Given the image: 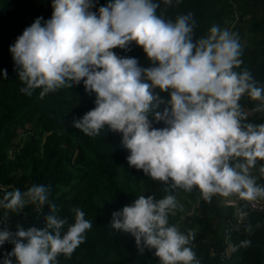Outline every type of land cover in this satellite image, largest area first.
Instances as JSON below:
<instances>
[{
	"label": "clouds",
	"instance_id": "obj_1",
	"mask_svg": "<svg viewBox=\"0 0 264 264\" xmlns=\"http://www.w3.org/2000/svg\"><path fill=\"white\" fill-rule=\"evenodd\" d=\"M97 3L52 0V17H38L24 29L10 47L25 85L21 91L31 96L42 89L43 99L83 81L86 92L95 93V107L74 118L73 126L90 137L106 128L122 134L129 166L172 189L198 188L209 202L217 194L264 198V186L251 174L258 159L264 160V124L246 123L248 114L239 103L246 94L261 102L253 111L264 112V88L256 86L247 69L235 70L243 63L238 34L213 25L210 35L194 40L190 13L173 22L157 14L154 0H109L93 11ZM133 42L146 53L149 67L113 51H130ZM3 77H8L6 69ZM162 104L163 111H157ZM154 121L166 126L154 127ZM259 172L264 175V166ZM49 195L48 186L33 184L24 192L8 191L0 200V208L7 210L0 225L7 223L9 212L21 213L30 205L48 204L52 213L43 229L18 225L13 233L0 227V247L14 245L3 264H13L12 257L18 264H58V256L71 258L85 242L92 223L84 211L75 208V222L69 225ZM177 209L183 206L174 195L159 200L141 195L112 213L110 227L131 234L140 254L154 250L159 264H200L188 246L195 233L169 226V214Z\"/></svg>",
	"mask_w": 264,
	"mask_h": 264
},
{
	"label": "trees",
	"instance_id": "obj_2",
	"mask_svg": "<svg viewBox=\"0 0 264 264\" xmlns=\"http://www.w3.org/2000/svg\"><path fill=\"white\" fill-rule=\"evenodd\" d=\"M108 2L98 0L92 10L98 11ZM154 2L159 4L157 14L165 20L175 22L178 16L190 13L195 21L194 40L207 37L213 25L221 28L225 21L236 29L258 34L255 50L251 55L242 54L243 63L235 70L247 69L256 86L264 88V0H172L171 5L164 0ZM52 13V0H0V200L8 191L24 192L33 184H43L50 188L49 200L57 205V214L67 218L69 225L75 222V208L84 211L92 228L71 258L58 256V264H159L154 250L145 249L140 254L131 234L117 232L110 225L112 213L131 205L139 196L159 200L169 194L180 195L177 201L183 206L182 211L169 214V226L178 227L185 235L190 230L195 233L188 246L200 264H264V198L260 207L240 198L221 205L204 201L193 208L187 201L188 191L172 189L129 166L130 152L122 144V134L106 128L90 137L73 126L74 118H82L95 107V93L88 94L83 81L73 88L48 93L43 99L39 96L42 89H35L31 96L21 91L25 85L18 77L10 47L38 17L46 21ZM130 48L113 51L121 57L137 58L142 67L150 66L141 47L133 42ZM155 91L163 99H170L169 93L158 88ZM239 103L248 114L246 123L264 124V112L253 111L260 101L245 94ZM165 106L160 105L157 111L162 112ZM153 124L157 128L166 126L163 122ZM261 166L264 160L258 159L251 174L258 185L264 186ZM6 211L0 208V219ZM50 214L48 204L42 208L30 205L21 213L9 212L7 223L0 227L13 233L18 225L24 230L43 229ZM245 240L251 242L250 246H241ZM5 248L11 252L14 245L6 242L0 247V264ZM12 260L18 264L15 257Z\"/></svg>",
	"mask_w": 264,
	"mask_h": 264
},
{
	"label": "rangeland",
	"instance_id": "obj_3",
	"mask_svg": "<svg viewBox=\"0 0 264 264\" xmlns=\"http://www.w3.org/2000/svg\"><path fill=\"white\" fill-rule=\"evenodd\" d=\"M233 24L230 25L227 21H225L224 25L221 27V29H227L233 33H237L239 36V40L240 43L242 45V54H252L253 51L255 50V46L256 43L259 39V35L258 34H252V33H248L245 32L243 30H239L234 28ZM19 132L21 133V130H19ZM16 141L19 140V137H17L15 139ZM177 200L181 199L180 195L176 196ZM238 199H240L239 197L232 195L229 197H223L219 194L217 195H213L211 197L210 202L206 201L202 198L201 192L200 190H195V191H190L187 193V201L188 203H190V205L193 208H198L200 207V205L202 204V202H206L210 205H221V204H225V203H234L236 202ZM258 200H260V198H258Z\"/></svg>",
	"mask_w": 264,
	"mask_h": 264
},
{
	"label": "built area",
	"instance_id": "obj_4",
	"mask_svg": "<svg viewBox=\"0 0 264 264\" xmlns=\"http://www.w3.org/2000/svg\"><path fill=\"white\" fill-rule=\"evenodd\" d=\"M248 201V200H247ZM253 207H255V206H258V207H260V203H261V198H260V200H255V201H248ZM10 251H9V249H7V248H5V249H3L2 250V259H4L5 258V255L7 254V253H9ZM12 262H13V260H12Z\"/></svg>",
	"mask_w": 264,
	"mask_h": 264
}]
</instances>
